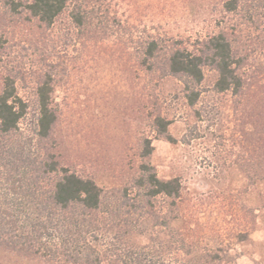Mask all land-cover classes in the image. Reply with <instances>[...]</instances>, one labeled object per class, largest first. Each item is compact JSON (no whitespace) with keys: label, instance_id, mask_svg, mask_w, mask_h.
Instances as JSON below:
<instances>
[{"label":"rangeland","instance_id":"rangeland-1","mask_svg":"<svg viewBox=\"0 0 264 264\" xmlns=\"http://www.w3.org/2000/svg\"><path fill=\"white\" fill-rule=\"evenodd\" d=\"M75 1L87 12L84 27L69 10L46 26L0 2V90L11 76L28 124L49 77L55 121L44 150L102 189L112 208L98 215L109 251L182 248L203 264H264V1L241 0L236 13L223 10L225 0ZM223 27L242 87L216 92L218 74L205 65L190 105L182 80L164 68L166 50H201ZM148 36L162 48L152 69L138 63ZM143 163L161 179L176 177L179 197L144 202L136 185ZM0 264L37 263L0 249Z\"/></svg>","mask_w":264,"mask_h":264},{"label":"trees","instance_id":"trees-1","mask_svg":"<svg viewBox=\"0 0 264 264\" xmlns=\"http://www.w3.org/2000/svg\"><path fill=\"white\" fill-rule=\"evenodd\" d=\"M0 2L9 14L24 13L28 19L34 18L46 26L65 10H69L75 25L84 27L86 24L87 12L75 0ZM240 3L241 0H225L222 8L236 13ZM141 47L138 63L152 69L150 60L158 57L162 50L160 43L157 38L148 36ZM205 65L212 66L218 74L214 84L216 92L238 93L242 80L227 27L208 36L201 50L175 45L166 50L164 68L168 74L182 80L190 105L200 95L197 86L203 79ZM51 91L48 77L37 87L36 116L27 124V105L18 96L12 77L7 75L3 80L0 90V249L37 264H203L201 256L186 257L182 248L165 255L129 245L123 250L109 251L98 215L107 217L112 208L108 210L110 207L105 205L102 189L93 179L59 166L44 150L43 141L55 121ZM166 126L163 118L155 119L160 133L166 132ZM151 150L149 139H145L142 155H149ZM136 185L143 191L146 203L158 195L177 198L181 190L176 177L161 179L146 163L139 166ZM139 208L143 210L145 206ZM214 259L220 257L216 255Z\"/></svg>","mask_w":264,"mask_h":264}]
</instances>
